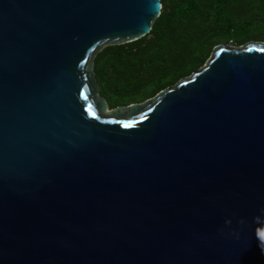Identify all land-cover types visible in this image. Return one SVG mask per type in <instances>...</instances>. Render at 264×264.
Here are the masks:
<instances>
[{"label":"water","instance_id":"water-1","mask_svg":"<svg viewBox=\"0 0 264 264\" xmlns=\"http://www.w3.org/2000/svg\"><path fill=\"white\" fill-rule=\"evenodd\" d=\"M161 0H0V264H264V42L111 108L95 59Z\"/></svg>","mask_w":264,"mask_h":264},{"label":"trees","instance_id":"trees-1","mask_svg":"<svg viewBox=\"0 0 264 264\" xmlns=\"http://www.w3.org/2000/svg\"><path fill=\"white\" fill-rule=\"evenodd\" d=\"M161 1L148 36L105 47L95 59L101 94L112 109L176 85L201 69L219 44L264 42V0Z\"/></svg>","mask_w":264,"mask_h":264},{"label":"rangeland","instance_id":"rangeland-1","mask_svg":"<svg viewBox=\"0 0 264 264\" xmlns=\"http://www.w3.org/2000/svg\"><path fill=\"white\" fill-rule=\"evenodd\" d=\"M250 43V42H249ZM101 88V87H100ZM101 91H102V88H101ZM102 95V94H101ZM103 96V95H102ZM104 97V96H103ZM106 97L107 98H109V96L108 95H106ZM107 100V99H106ZM108 101V100H107ZM108 103H109V101H108Z\"/></svg>","mask_w":264,"mask_h":264}]
</instances>
